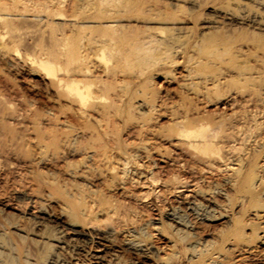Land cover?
Returning <instances> with one entry per match:
<instances>
[{
	"label": "bare ground",
	"instance_id": "1",
	"mask_svg": "<svg viewBox=\"0 0 264 264\" xmlns=\"http://www.w3.org/2000/svg\"><path fill=\"white\" fill-rule=\"evenodd\" d=\"M20 70L49 96L0 85L27 206L0 196V264H264V0H0V77Z\"/></svg>",
	"mask_w": 264,
	"mask_h": 264
},
{
	"label": "rangeland",
	"instance_id": "2",
	"mask_svg": "<svg viewBox=\"0 0 264 264\" xmlns=\"http://www.w3.org/2000/svg\"><path fill=\"white\" fill-rule=\"evenodd\" d=\"M204 13H207V14H209V15H212V12L209 10V9H204V11H203ZM23 23V22H22ZM21 23V24H22ZM232 23V22H231ZM231 23H229V25L231 24ZM29 25V26H27V25ZM26 24H25V22H24V24H22L21 26H26V27H24V28H26L27 29V27H29L28 29L29 30H31L32 28L31 27H33V31L31 30V31H29L28 30V32H25V30H24V32L22 33V37L21 38H23V37H25L24 36V33H28V34H26V37L25 38H27L26 40L29 42L30 41V39L28 40V38H30L34 33V36H32L33 37V39H34V37L35 36H37L38 37V34H39V32H41V33H43V34H45L44 33V29L43 28H45V27H39L38 25V33L37 32H35L36 31V25L34 26L33 24V26H31V24L30 23H27L26 22ZM232 25H236V24H233L232 23ZM23 27H21L22 28V30H23ZM40 28H41V30L42 31H40ZM21 30V31H22ZM45 31H47V33L45 34V37L48 39V41H49V37H47L48 35V29L47 30H45ZM32 34H31V33ZM30 34V35H29ZM37 34V35H36ZM43 34L41 35L40 34V37L41 38H44L43 37ZM27 36H29V37H27ZM31 37V38H32ZM25 38H24V40H25ZM36 38V37H35ZM41 38H36L37 40H39L40 42H42L43 41V43H41V46L42 45H45V50L48 48L47 47V45L49 44V43H47L48 41H47V39H46V41L45 40H42ZM36 39H34L35 40V42L37 41ZM42 41H41V40ZM24 40H20L23 44H24V46L23 45H21V43H18V47H19V49H20V51H21V54H24V52L27 54V52L26 51H28L29 53L28 54H30V51L31 50H33V51H31V52H33V54H36V55H38L37 54V52H38V50L37 49H41V46H40V43H38V45H36V46H38V47H40V48H36V46L34 45V44H30V42L32 41V43L34 42V40H32L31 39V41L28 43L26 40H25V42H24ZM46 42V44H44L45 42ZM34 42V43H35ZM25 43H27V44H25ZM35 44H37V43H35ZM29 45H31V48H30V46ZM32 45H34V46H32ZM27 46H29V47H27ZM49 46V45H48ZM34 47V48H33ZM43 48H44V46H42ZM23 49V51L25 50V49H27L26 51H22V49ZM42 48V50H44ZM31 49V50H30ZM41 50V51H42ZM36 52V53H35ZM26 54H24V55H26ZM42 56V55H41ZM43 56H45V54H43ZM179 69V68H178ZM175 70H177V67H176V69ZM174 70V72H176ZM22 70H20L19 72H18V74H16V75H14L13 77L15 78L14 80H13V83H15L14 85H16L15 87H17V84H19L18 85V90H17V92L15 91L16 89H15V87H14V89H13V87H11L12 86V84H9V83H12L11 82V79H10V81H9V83H8V80H7V82H5L6 81V79L4 80L3 78L1 79V77H0V82L2 81V80H4V81H2L1 83L2 84H0L1 85V87L2 86H4L3 84L5 83V87H2L1 89H2V93H3V96H4V100L6 101V99H7V101H10V102H12V101H16V102H13L14 104H18V102H19V100H20V105H23L24 103H27V102H29V101H27V100H32L31 101V103L32 102H35L34 104H38V105H42V104H45V102L47 103V96H49L48 95V93L47 92H45V90L43 89L44 87H43V85L41 84V80L39 79V78H34V79H30L29 78V76L28 75H25L26 74V72H24V71H22V73H20ZM177 71H179V70H177ZM24 73V74H23ZM22 75V76H21ZM25 75V76H24ZM17 78V79H16ZM28 79V80H26V79ZM18 79H19V81H18ZM37 79V80H36ZM15 80H16V82H15ZM21 80V81H20ZM33 82V83H32ZM263 82V81H262ZM6 83H8V84H6ZM38 83H40V84H38ZM154 83L156 84L155 86L153 85L152 86V84L151 85H148V88H149V91L148 92H150V89L151 90H153V89H155V90H157V92L160 94V95H162V96H164L165 95V98H166V101H173V100H177L178 99V97H177V94H175V92H174V90L173 89H175V87H174V83H166V82H164L163 80H162V78L161 77H156L155 79H154ZM27 84V85H26ZM29 84H32L33 86H34V89L33 88H31L32 86H29L28 87V85ZM36 84V85H35ZM172 84V85H171ZM8 85H9V87H8ZM11 85V86H10ZM41 85V86H40ZM9 88H7V87ZM147 86V85H146ZM152 87V88H151ZM166 87V88H165ZM5 88V89H4ZM19 88L21 89V90H19ZM39 88V90L40 91H38L37 89ZM147 87H146V89H148ZM168 88V89H167ZM172 88V89H171ZM31 89V90H30ZM43 91H42V90ZM170 89V90H169ZM6 90V91H5ZM9 90V91H8ZM12 90H14V91H12ZM33 90V91H32ZM168 90V91H167ZM171 90H173V91H171ZM7 92V94H8V96H6V93L5 92ZM34 91H37L38 92V94H37V92H34ZM166 93H165V92ZM9 92V93H8ZM21 92H23V94L21 93ZM167 92H169V93H167ZM172 92V93H171ZM173 92H174V95H173ZM17 93V94H16ZM46 93V94H45ZM5 94V95H4ZM21 94V95H20ZM44 96H43V95ZM26 95V96H25ZM16 96H17V98H20V99H17L16 98ZM168 96V97H167ZM5 97H7L6 99H5ZM23 97V98H22ZM172 97V98H171ZM25 98V101L24 100H22V99H24ZM27 98V99H26ZM47 100H46V99ZM16 99V100H15ZM168 99V100H167ZM12 100V101H11ZM18 101V102H17ZM36 104V105H37ZM210 108H213L212 106H210L209 107V109ZM260 120H263L264 121V117H263V119H261L260 118ZM163 121V120H162ZM165 146V145H164ZM159 165V169H155L154 171H156L157 170V173L158 174H161V175H165V174H169V173H171L172 171L174 172V170L172 169V171L170 170V167L171 166H165V165H161V164H158ZM172 168V167H171ZM17 168L16 169H7V168H5V170H2V171H0V196L2 197V198H4V199H6V200H8L9 201V198H10V201H9V203H10V205L9 206H7L5 209H3V211H5L6 213H10V212H12L13 210V212H16V213H19V209H20V212H21V210H22V212H25L26 211V205L25 204H23V202H20V201H22L21 200V198H18L17 197V195L15 194V193H13L12 191H11V187H13V186H15L16 185V183L18 184V176H17ZM17 186V185H16ZM135 189H138V188H135ZM8 198V199H7ZM12 202V203H11ZM18 202V207L16 206V204L15 203H17ZM22 204V205H21ZM129 205H130V209L131 210H135V211H141L142 212V209H148V211H151V209H152V211H154L153 210V207L151 208V206H148L147 204H146V206H144V204L142 205V204H139V203H136L135 201H133V200H131V201H129ZM20 206V207H19ZM21 206H23V207H21ZM9 207H10V209H9ZM11 207H14V209L13 208H11ZM149 207V208H148ZM16 208V209H15ZM151 208V209H150ZM8 210V211H7ZM151 211V212H152ZM12 212V213H13ZM144 214V213H143ZM251 264H261V261H259V262H255V263H251Z\"/></svg>",
	"mask_w": 264,
	"mask_h": 264
}]
</instances>
